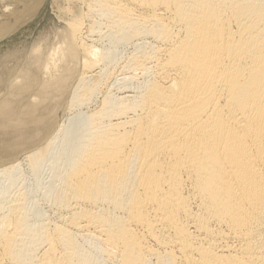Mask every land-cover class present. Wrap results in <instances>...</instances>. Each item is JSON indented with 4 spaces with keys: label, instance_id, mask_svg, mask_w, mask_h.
<instances>
[{
    "label": "bare ground",
    "instance_id": "6f19581e",
    "mask_svg": "<svg viewBox=\"0 0 264 264\" xmlns=\"http://www.w3.org/2000/svg\"><path fill=\"white\" fill-rule=\"evenodd\" d=\"M85 2L1 61L0 264H264V0Z\"/></svg>",
    "mask_w": 264,
    "mask_h": 264
},
{
    "label": "rangeland",
    "instance_id": "374dc122",
    "mask_svg": "<svg viewBox=\"0 0 264 264\" xmlns=\"http://www.w3.org/2000/svg\"><path fill=\"white\" fill-rule=\"evenodd\" d=\"M66 8H71L72 11L75 12V14L81 12L82 10V12L84 13L87 10V5L85 0H45L34 18L28 21V23L24 27L19 29L12 36L7 37L4 41L0 43V67L2 69L5 67L1 61H3V58H5L8 54L18 51L29 53L35 50L36 48H43L45 46L44 44L48 41L50 44L52 43L56 45L57 41L59 40L58 33H61L62 31L60 30H63L67 27L66 21L75 17L74 12L71 13L69 12L70 10ZM67 16H69L70 18ZM34 45L37 47L33 48ZM11 63L13 64L14 62ZM0 96H3V94H0ZM67 101L68 100L66 98V102L61 103L62 105L59 108V113L57 115V120L55 124L56 127L61 125L63 121L66 122L68 115H70L71 113L69 108L66 107L68 106ZM26 155V152L25 154L23 152L18 153L16 154V158H14L13 160H23Z\"/></svg>",
    "mask_w": 264,
    "mask_h": 264
}]
</instances>
